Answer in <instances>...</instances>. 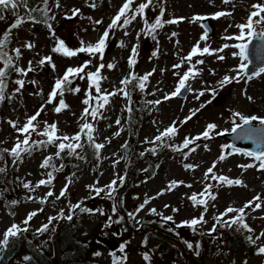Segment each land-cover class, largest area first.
<instances>
[{"label": "rangeland", "instance_id": "rangeland-1", "mask_svg": "<svg viewBox=\"0 0 264 264\" xmlns=\"http://www.w3.org/2000/svg\"><path fill=\"white\" fill-rule=\"evenodd\" d=\"M123 2L124 0H59L60 7L57 8L56 0H50V15L55 16V19L50 21L51 30L46 25L30 22L24 23L13 30L10 46L12 55H15L12 49L19 47L21 49V56L18 60L19 66L26 69L29 62H31L32 67L36 70L29 72L27 76H21V79L25 80V86L20 92L15 91L17 85L13 84L14 99L2 115L4 121L0 129V143L8 148L14 146L19 133L11 127L8 123L10 120L7 117L18 122V126H22L29 116L34 115L45 104L55 80L62 77L65 67L69 64H72L75 68L84 61L91 59V64L85 69L87 72H94L99 64H105V68L101 69V76L105 78L101 81V89L107 92L115 90L113 85L120 83V77L116 75L117 71L114 73L107 65L111 61L118 62L120 72L125 74L127 72V60L125 59L129 54V49L135 44L139 45L140 70L153 73L149 88L151 99L152 101H162L160 104H154L152 119L141 129L139 142L151 145L152 143L145 142L146 139L152 141L156 135L174 122H176L179 131L173 139L166 140L170 145H182L185 137L192 138L201 134L206 125L210 123L217 125L216 130L211 133L212 139L200 140L182 152L174 151L170 155H164L161 158L162 166L159 173L154 178L147 181L143 180L132 187L130 185L121 190L122 184L118 177H125L126 162L120 154V148L126 141V134L120 133L119 136L114 134L119 131V127L115 122L118 119L119 106L124 103L125 99L122 94L111 96L109 104L102 110L104 118L100 124H95L91 117L88 118V122L96 125L97 142L105 145L101 149L99 160L93 163L90 168H86L79 173L78 177L76 176L77 179H71L75 181L72 185L68 184V178L65 175L68 170L64 171L63 166L59 171L53 173L55 179L51 186H41L36 188L35 191L25 189L26 195L35 197L36 200L21 204L15 209L14 213H9L0 204V234L13 223L25 227L22 222L26 216L30 212L42 208L43 211L38 212L27 225V227L32 225L37 231L48 222L49 217L58 216L61 210L67 216L71 214L70 204L75 205L83 201L82 207L93 210L99 209L103 213L101 214L100 211L85 213L84 226L81 224L80 228V230L85 229L81 235L93 234L94 240L99 242L100 246H103V249L101 248V258H93L97 261V264H113V257L110 255L112 252H115L117 256L126 255L127 260L124 264H149L143 259V255L150 244L154 245V243L148 242L144 246V236L132 235L128 230H121L119 223H111L110 227H105L106 224L119 219V216L113 211V201L107 198L105 193L96 196L94 192L89 190V185L95 184L97 187H105L116 179L117 191L113 196L119 195L122 197L123 203L127 208H130V212H135L139 205L143 204L146 199L149 200L145 208L136 216V220H132L134 225L137 224V221L150 217L159 220L164 227L178 226L183 221L199 217L204 213V219L207 223L201 225L205 230L210 231L215 224L214 217L224 212L227 207L240 208L259 195L261 197V201H259L261 202V208L255 212L246 209V220L254 230L253 238L255 239L264 231V170H258L257 167L244 170L238 167V165L255 163V161L245 155L233 154L228 156L225 161L217 162L214 171L217 175L242 180L243 186L234 185L222 188V184L218 186V182L215 180L205 181L204 175L213 162L218 161L221 146L230 142L223 135H216V133H232L233 113L240 112L245 116L264 117V74L252 76L251 79L242 77L240 83L233 82L223 88H217V82L224 75H235L232 69L237 68L241 62L239 57L232 55L234 51L238 50L228 48L222 53H217V55L225 57L223 61L218 60L217 55L194 57L193 63L199 59H202L204 63L196 65L200 70V75L189 81L193 91L188 92L185 97L176 96L169 100L163 98L166 94L171 93L178 83L179 77L174 75V72L178 71L183 74L189 67L185 63L180 69H173V65L179 63L181 57L186 56L198 41L201 48L210 46L211 49H218L224 43H237L238 41H225L223 37L238 34L239 30L235 25L246 22L248 14L252 10L251 5L261 2V0H232L229 4H224L223 0H155V5L146 10L149 22L156 17H160L163 21L173 19L180 21L172 24L164 23L160 40H150L141 33L144 24L143 20L137 17L127 29L108 39L103 60H100L98 56L90 57L85 53L62 59L60 55L52 52V42L48 37L51 31L55 33V36L51 35L52 38L64 40L66 45L72 49L78 48L81 40L86 44L95 43L111 23V19L116 15ZM141 2H144V0H135L132 7L135 8ZM92 4H95V7H92ZM74 8L80 10L79 15L71 19L66 18L72 15V9ZM219 11H230L232 15L213 19V14ZM161 12H163L162 17ZM195 16H205L213 22L214 34L209 35L207 41H200V37L205 30L201 26V21L193 22L192 18ZM97 20L102 21V24L94 23ZM229 25L233 26L229 27ZM261 27L264 26L258 25V30ZM125 31L128 32V35H125ZM137 33H141L139 39H137ZM173 33H176V35L173 36ZM26 42L33 43L35 47L32 49L24 47L23 45ZM121 42L128 45L124 50L120 46ZM108 47H110L109 51ZM153 52H156L157 55L153 56ZM46 56L52 57L55 70L49 64H46L43 68L38 66L37 62ZM153 69H155L154 72ZM212 72L215 74L213 75ZM29 81H36V83L32 84ZM80 83L82 88L78 94H66L62 97L68 108L60 113L54 111L60 100L59 96L56 97L54 103L46 105L37 119L38 131L43 130L45 122H47L48 124H57L58 135H74L76 128L84 123L81 120V115L86 107L82 101L86 98L87 83H84V80H81ZM206 88L217 89L216 98L214 99L217 102L214 103L213 100L212 103L201 108V105L211 99V96L206 92L203 97L197 100L196 94ZM248 97L252 99L249 100ZM192 109H199V111L192 119L184 123L183 121L190 115ZM235 120L236 123H242L238 117ZM253 124L258 125L259 123L254 121ZM20 138L23 139L22 136ZM31 139L46 138L33 133ZM205 145H207V148H205ZM191 148H195L196 151L191 152ZM56 151L55 146H50L44 152L34 154L26 159L17 174L20 181H30L35 185L41 179H47V172L52 171V169H42L40 164L47 156L55 157ZM185 153H188V155L185 156ZM116 161H119V163H116ZM53 163L57 168H60L62 164L59 159H54ZM189 164L194 167L192 169L186 168L185 166ZM172 181H182L183 183L168 191V186ZM206 183L213 185L212 192L216 195V199L209 202L207 212H204L202 206L194 207L188 197L193 193L198 194L203 191ZM66 184H68V189L65 197L56 200V196H59L61 189ZM188 185H191V187H188ZM49 190L54 192V196L47 198V204H40L38 201L44 198ZM159 193L163 194L158 195ZM48 200L56 202L59 207L57 208L55 205L48 203ZM152 208H155L157 213L162 215L150 214ZM173 209H178V211H173ZM235 215L236 213H230L229 217ZM162 216H172L173 220L165 222ZM99 235L108 237L113 235L119 241L118 248L114 250L108 248L107 245L98 240ZM96 241L95 244L98 245ZM256 243L258 247L264 245V237H261ZM122 244L126 245L124 253L119 251ZM150 254H152L150 264L166 263V259L163 261L161 259L163 256H160L154 250ZM244 257L245 255L242 252L236 255L239 264H245L243 262ZM259 263L260 256H253L247 261V264ZM184 264H188V262L186 261Z\"/></svg>", "mask_w": 264, "mask_h": 264}, {"label": "snow or ice", "instance_id": "snow-or-ice-1", "mask_svg": "<svg viewBox=\"0 0 264 264\" xmlns=\"http://www.w3.org/2000/svg\"><path fill=\"white\" fill-rule=\"evenodd\" d=\"M232 0H223L224 4L231 3ZM135 3V0H124L122 6L119 8L116 15L112 18L111 23L108 25V27L103 31V33L100 35L99 39L95 43H85L83 40L80 41V46L76 49H72L68 47L64 40L57 38L56 44L53 47L52 51L54 53L61 54L65 57H75L80 53H85L89 55L90 57H96L98 56L100 60H103L104 53L107 47V41L109 39V34L112 30L117 28H124L127 29L128 26L132 24L133 21L137 19V17H140L143 20L144 27L141 29V33H143L146 36H150L153 40L156 39V31L159 28H162L164 23H178L179 20H168L163 21L161 18H156L154 22H149L147 19V13L146 10L150 7H153L155 5V0H144V2L139 3L135 8H133V4ZM92 7H95V4L91 5ZM56 7L59 8V0H56ZM23 9V15L20 14V10ZM251 11L248 14L247 20L244 23L236 24L235 27L239 30L238 34L235 35H225L223 39L225 41H238L237 43H224L220 48L218 49H211L210 46H205L203 48L200 47V42L198 41L191 49V51L184 57H181L180 62L173 65V69H180L184 66L185 63L189 65L187 71H185L183 74L180 72H174V75L179 77L178 83L175 87V89L164 96V100L172 99L176 96L182 95L183 92L193 91L191 88V85L189 83L190 80H194L197 76L200 75V70L196 67L197 64H203L204 61L202 59L196 60L195 63H193V58L197 56H205V55H217V53H222L225 49L233 48L237 49L238 51H234L232 55L234 57H239L241 62L239 63L237 68L232 69V72L235 73V75H224L222 79H220L217 82V88H223L226 85L236 82L240 83L241 78H247L251 79L252 77L249 75V64L251 63L249 59L250 49L249 46L253 43L254 40L258 41V50L261 53H264V27H261L259 30L257 26H264V0H261V2L254 3L251 5ZM11 11L13 17L15 18L14 21L11 23L10 27L5 30L4 33L0 34V102H3L6 99V89H7V81L9 77L10 71H14L18 73L21 76H27L29 72H34L36 69L32 67L31 62H29L28 67L21 68L17 66L15 61L19 60L21 56V49L19 47L12 49V51L15 53V55H10L8 50V45L11 43V33L13 29L19 28L24 23H43L45 24L50 30L52 28L51 23L49 21L54 20L55 16L49 15L51 12V8L49 7L48 0H36L35 4H32L30 0H0V21L5 19L4 13L6 11ZM80 13L79 9H72V15L70 17L66 18H73L78 16ZM232 13L230 11H219L213 14V19H218L220 17L224 16H231ZM163 16V12H161V17ZM208 17L205 16H195L193 17V22L195 21H203L206 20ZM89 19H91L89 17ZM181 20L183 18H180ZM96 24H102V21L97 20L94 21ZM233 25H229V27H232ZM141 33H137V39H139V36ZM51 35L55 36L54 31H51ZM125 35H128V32L125 31ZM173 36L176 35V33L172 34ZM209 36V31L205 26V31L200 37V41H207ZM24 47L28 49H32L35 47V45L31 42H26ZM121 47L125 46L123 42L120 44ZM138 44L133 45L131 49V55L129 56L128 65L129 68H134L136 64V57L138 56ZM157 53L153 52V56H156ZM217 59L223 61L225 57L223 55H217ZM38 66L43 68L46 64L51 65L53 70H55V64L52 62L51 56H46L41 58L37 62ZM91 64V59L84 61L80 66L78 67H69L66 69L62 77H59L55 80L53 88L51 92L49 93V97L44 105L40 107V109L37 110V112L34 115H31L27 118L26 122L22 126H18V122L15 121H8V123L11 125L13 129L19 133V135L16 138V141L14 143V146L12 148H0V161H3L5 158V154L12 157L13 163L16 162H22L23 156L25 154L31 155V153L34 150H39L41 148H47L48 146H55L57 151L55 153V157L53 156H47L40 164V167L42 169H49L51 168L52 171L47 172V179H41L33 185L30 181L24 182L21 181L22 187L24 189H27L29 191H35L36 188H39L41 186L49 187L52 185L53 180L55 179L53 173L56 171H59L61 168H63V164L60 165V168H57L56 165L53 163L54 159H62V154H67L69 156H78L79 158L83 159V156L80 155L78 150H83L86 146L94 149L95 154L97 155V158H99V152L101 149L105 147L103 143H97L95 138V126L93 123L88 122V118L91 117L92 121H96L98 119H102L103 113L102 110L106 107V105L110 102V97L115 96L118 94H122L125 99L128 100L129 105H131V92L128 89L129 85H132L134 88H138L141 92H144L146 89V84L148 82L149 76H151L153 73H146L143 76H138L134 71L130 72L128 76L124 77L120 83L123 87L113 90L112 92L102 91L101 89V81L105 79L101 76V69L105 68V64L101 63L97 67L96 71L94 72H85V69L89 67ZM108 68H114V64L107 65ZM155 69H153V72ZM214 75L215 73L212 72ZM261 74H264V66L259 67L258 70L254 71L252 75L259 76ZM79 77L80 79H87L89 81V90L86 92L85 96L86 98L82 101L86 107L83 110V113L81 115V120L84 121V123L80 126V131L76 133L75 135L68 136V135H58V127L56 123L48 124L45 122V126L43 130L38 131V123L37 119L40 116L41 112L44 111L47 104L54 103L56 100V97L59 96L61 99L59 100L57 106L54 108V111L56 113H60L62 110L68 108V105L65 103L64 99L62 98L65 94V91H70L74 94H78L80 92V88H72L70 85L73 82V78ZM135 82V83H134ZM14 83L17 85V88L15 91L18 93L20 92L24 86H25V80L24 79H16ZM29 83L35 84L36 81H29ZM95 90L96 95H93V91ZM208 92L211 96V99L204 102L201 105V108L206 107L207 104L212 103V101L216 98V88H206L204 90L199 91L196 94V99L199 100L200 97H203L205 93ZM39 94V93H37ZM249 100H251V97H248ZM93 102L95 104L93 105ZM161 100L156 101H148L147 103L150 104H160ZM128 112L132 111V108L129 106L127 108ZM197 111L199 109H192L190 110V115L185 118L183 121L184 123H187L188 120L192 119L193 116L196 115ZM233 127L231 128L232 133H237L238 138L241 139H249L253 140L257 143V150L256 151H244L240 148H237L235 144H225L221 146V154L218 158V161L213 162L212 166L209 167L204 175V180L207 181L209 179L215 180L218 182V186L220 184L224 186H243V181L240 179H231L224 175H217L214 169L216 168L217 162L225 161L228 156L233 154H241L245 155L247 157L252 158L255 163H249L246 165H238V167H241L244 170H247L248 168L257 167L258 170H264V117H259L256 115L252 116H245L241 114L240 112L233 113ZM238 117L242 123H236L235 118ZM258 122L259 125L262 127L255 128L251 125L253 122ZM117 125H120L121 121L119 119L115 122ZM247 126V127H246ZM217 128V125L214 123H210L206 125L205 130L192 138L185 137L183 140L182 145L176 146V145H170L166 144V140L173 139L178 134V127L176 122H174L172 125L168 126L166 129H164L162 132H160L158 135L154 137L152 141H148L146 139V143H152L154 145L159 142L160 146L170 147L174 151L182 152L184 149H189V146L192 144H195L197 141L200 140H209L212 139L211 133H213ZM123 129H121L122 131ZM33 133H36L37 135L41 137H45L46 139H40V140H32L31 136ZM223 132H217L216 135H223ZM114 135L119 136L120 131L116 132ZM23 137L21 139L20 137ZM110 142V140H109ZM125 149V152L127 150V144L122 146ZM205 148H207V145H205ZM231 150V151H229ZM149 151L155 153L156 149L151 148ZM191 152L196 151L195 148L190 149ZM140 155H144V153H141ZM188 153H185V156H187ZM124 159H127V155L123 157ZM116 163H119V161H116ZM115 167V165H113ZM188 169H192L193 165H186L185 166ZM7 173V167L0 166V176H3ZM120 180V183L122 184L124 181V177H118ZM71 183V178H68V184ZM183 183L182 181H172L168 186V191H171L174 187L178 186V184ZM68 184L64 186V188L61 189L59 196H56V200H59L63 197H65L68 189ZM98 184V181H97ZM117 180L114 179L111 181L110 184L106 185L105 187H97L94 185H89L90 192H94L96 196H99L101 193H105V196L109 199L113 198V194L117 191ZM188 187H191V185H188ZM213 185L210 183H206L203 191L200 193H193L191 196L188 197L192 201L193 206H202L204 208V212H207L208 208V202L209 200H215L216 195L212 192ZM163 194L159 193L158 195ZM54 196V192L49 190L44 198H41L38 202L40 204H44L47 202L48 197ZM199 197V198H198ZM34 199V198H29ZM261 197L257 195L253 198V200L248 201L240 208H235L232 206H229L225 209L224 212L220 213L219 215L214 217L215 224L210 229V233L216 232L217 225L220 227H227V228H233L235 226L236 230H243L249 233V235L246 236V239L249 243L255 245L258 240L261 239V237H264V231H262L258 236L253 239L252 233L254 230L246 223V209H250L252 212L257 211L261 208ZM12 205H15L19 203L18 201H11ZM83 201L75 204V205H69L70 211L72 213H75L77 209H79L80 212L85 213H94L95 211H100L101 214L102 210L96 209H89L86 207H81V204ZM149 203V200L146 199L145 202L138 206L135 212H129L127 215L129 219L136 220V216L140 211H142L146 204ZM254 205V207H253ZM167 207V206H166ZM116 210V205H113V211ZM43 211V209H39L37 211L30 212L26 218L23 220V225L25 227H21L18 224L13 223L10 227H8L2 234H0V252H4L8 249L10 242H14L17 238L20 237V235L24 232L28 231L27 225L32 220L34 216L38 214V212ZM173 211H178V209H173ZM230 213H236L235 216L229 217ZM150 214H156V215H162L160 213H157V210L155 208L150 209ZM225 217H229L228 219H225ZM57 219H66V220H72L73 215L69 214L67 216L64 215V211L61 210L58 214V216H53L48 218V223L44 224L37 230L39 233H44L48 231L49 225L52 223V221ZM162 219L165 222L172 221V216H162ZM123 217H120L119 219L110 222L109 224H106L105 227H110L111 223H120L122 222ZM139 223V221H137ZM203 223H207V221L204 219V213H202L199 217H194L191 220L183 221L180 225L177 227H183L187 226L192 229L193 232L197 231V226L201 225ZM146 243V241H145ZM126 245H121L119 251L121 253H124ZM188 248H192L193 245L191 243H188ZM198 247V245H197ZM257 255L264 254V245H261L257 248L256 251ZM94 255L99 256L101 253L96 252ZM110 255L113 257V264H124V262L127 260V256H117L115 252L110 253ZM32 257L25 256V261H31ZM143 259L147 262L151 261V257L149 253L145 252L143 255ZM245 264L247 262L245 261Z\"/></svg>", "mask_w": 264, "mask_h": 264}, {"label": "trees", "instance_id": "trees-1", "mask_svg": "<svg viewBox=\"0 0 264 264\" xmlns=\"http://www.w3.org/2000/svg\"><path fill=\"white\" fill-rule=\"evenodd\" d=\"M49 1L50 0H48V2ZM30 2L32 4H35L36 0H30ZM23 12L24 10L21 9L20 14L23 15ZM4 16L5 19L0 21V34L4 33L15 19L10 10L6 11L4 13ZM155 19H152L150 22H154ZM39 24L45 25L43 23ZM161 29L162 28L157 29L155 33V40H160V35L162 34ZM124 30V28H117L112 30L109 34V38L111 36H115L120 32H123ZM12 33L11 42L13 38ZM48 37L51 39L53 49L56 44V39L52 38L51 34L48 35ZM147 37L150 40H153L150 36ZM10 46L11 43L8 45V50L9 54L12 55ZM126 46L128 45L123 46V50L126 48ZM132 47L129 49V54L125 59L127 60V72L125 74L120 72L118 62H110V64L115 65L114 68L110 69L114 73L115 71H117L116 75L120 77V81L124 77L128 76L132 71H134L138 76H143L147 73L146 71L140 70L141 63L139 62V47L137 50L138 56L136 57L137 62L134 68H129L128 60L129 56L131 55ZM58 55H60L62 59L66 58L61 54ZM15 63L17 64V66H19L18 60L15 61ZM69 67H73L72 64L66 66L64 72ZM16 79H21V75L14 71H10L5 93L6 99L3 102H0V129L2 128L4 121V117H2V115L6 112L9 104H11L12 100L14 99V92L12 90V87ZM81 80H84V83H87V92L89 90V81L87 79H80L79 77L73 78V82L70 87H79L81 90ZM151 81V76H149L144 92H141L138 88H134L132 85H129L128 89L131 92V105H129L128 100L124 98V103L119 106L118 119L121 121V123L120 125H118V127L121 134H126V141L123 143V145L127 144L128 146L126 152L122 147L123 145L120 148V154L122 158L127 155V159L123 158V160L126 162V171L124 181L120 188L121 190H123L125 187H129L130 185L132 187L134 184H137L138 182H141L143 180L147 181L154 178L162 166L161 158L166 154L170 155L172 152H174V150L170 147L160 146L159 142H157L156 145L141 144L139 142L141 129L147 122H150L154 113V104L147 103L148 101H152L149 89ZM113 86H115L113 87L115 90L123 87L121 83ZM92 91L93 95H96L95 90L93 89ZM66 94L70 95L73 93L70 91H65L64 95ZM94 104L95 102H93V105ZM129 106L132 108L131 112L127 111V108ZM7 119L12 121L10 117H7ZM102 121L103 118L98 119L95 121V124H100ZM80 126L81 125L76 128V132L74 133V135L80 131ZM94 126L96 129V125ZM121 129L123 130L121 131ZM94 135L96 138V131ZM166 144L169 143L166 141ZM50 146H48L47 148L34 150L31 155L25 154L23 156L22 162L13 163L12 157L8 156L7 154H5L4 160L0 161V166L7 167V173L3 176H0V204L9 213H14L15 209L23 203L36 200L35 197H31L34 199H29L30 197L26 195L25 189L22 187L21 181L17 174L21 168L22 163L26 159L34 154L44 152ZM0 148L8 147L0 143ZM151 148L156 149L155 153L149 151V149ZM78 152L83 156V159L79 158L78 156H69L67 154H62L63 158L59 159L64 166V171L68 170V173H65L67 178L77 179L76 176L78 177L79 173H81L86 168H90L93 163L99 160L94 152V149L90 147L86 146L82 151L78 150ZM141 153H144V155H140ZM100 155L101 150L99 152V156ZM74 182L75 181L71 180L70 185L74 184ZM221 186L222 188L227 187L224 185ZM118 193H120V191H118ZM111 200L113 201V205H116V210L114 211L115 214H117L119 218L123 217L122 222L119 223L121 230H128L132 235L138 234L144 236V246L147 245L148 242L154 243V245L150 244L149 248H145L146 252L149 253L150 256L152 255L150 253L153 250L159 253L160 256H163V258H161L163 261L166 259L165 264H184L186 262V259L181 254L179 246H176L168 240L160 237L153 231L154 228L164 230L182 239L186 246L188 245V243H191L193 247L190 249L187 246V249L195 253L196 255H199L202 251H205V254L208 258H218L223 264H239V259L236 258V255L240 252L244 253L245 255L243 262H247L253 256H260L259 264H264V254H256L258 244L256 243L255 245H253L249 243L246 239V236L249 235V233L243 230L238 231L236 230L235 226H233V228H222L217 225L216 232L210 233V231L205 230L202 225H198L197 231L193 232L190 227H164V225H162L159 220L152 219L150 217H146L143 220L139 221V223L134 225L132 219H129L127 215L130 212V208H127L123 203L122 197H120L119 195H114ZM11 201H18L19 203L12 205L10 203ZM210 201L211 200H209V202ZM48 203L55 205L57 208L59 207L56 202H53L51 200H48ZM71 214L73 215L72 220H54L49 225L48 231L42 234L37 232L32 227V225L28 226L27 232L22 233L20 237L17 238L14 242H10V245L6 251L0 252V264H52L53 240L55 237L58 240L61 264H97V261H95L93 258L100 259L101 255L96 256L94 255V253L99 252L102 254L101 248L103 246H100L99 242L94 240L93 234L88 236H86L85 234L81 235L85 231L84 228L80 230L81 224L84 226L85 212H80L79 209H77L75 213L71 212ZM246 223L250 226L247 220ZM95 241L98 245L95 244ZM25 256L32 257L31 261H25Z\"/></svg>", "mask_w": 264, "mask_h": 264}, {"label": "water", "instance_id": "water-1", "mask_svg": "<svg viewBox=\"0 0 264 264\" xmlns=\"http://www.w3.org/2000/svg\"><path fill=\"white\" fill-rule=\"evenodd\" d=\"M202 27L205 29H208L209 35L214 34V25L211 19L207 18L206 20H203L201 22ZM258 44L259 42L254 40L253 43L249 46L250 54L249 59L251 63L249 64V75L252 77V73L259 69V67L264 66V53H261L258 50ZM110 50V47H108V51ZM188 91H185L182 93V95H179L180 97H185L187 95ZM214 103L217 101L214 100ZM252 127L260 128L261 125H255L252 124ZM247 127V126H246ZM224 138H227L230 140V144H235L237 148L244 149L245 151H256L257 150V143L253 140L249 139H241L238 138L237 133H225L223 134ZM158 235H160L162 238L167 239L171 243L177 245L181 249V253L183 257L187 260L188 264H223L218 258L210 259L206 256L205 251H202L200 255H196L195 253L189 251L187 249L186 244L179 238L173 236L170 233H167L165 231L159 230V229H153ZM56 236V235H55ZM99 241H103L107 243L108 247L112 250L116 249L119 246V242L115 238H107L103 235L98 236ZM52 264H61L60 261V249L58 245V240L55 237L53 240V255H52Z\"/></svg>", "mask_w": 264, "mask_h": 264}, {"label": "flooded vegetation", "instance_id": "flooded-vegetation-1", "mask_svg": "<svg viewBox=\"0 0 264 264\" xmlns=\"http://www.w3.org/2000/svg\"><path fill=\"white\" fill-rule=\"evenodd\" d=\"M110 237V236H109ZM103 243H105V242H103Z\"/></svg>", "mask_w": 264, "mask_h": 264}, {"label": "bare ground", "instance_id": "bare-ground-1", "mask_svg": "<svg viewBox=\"0 0 264 264\" xmlns=\"http://www.w3.org/2000/svg\"><path fill=\"white\" fill-rule=\"evenodd\" d=\"M226 168V167H225Z\"/></svg>", "mask_w": 264, "mask_h": 264}]
</instances>
